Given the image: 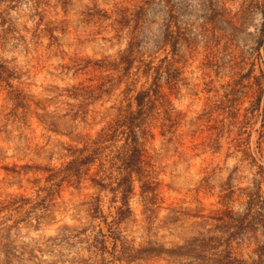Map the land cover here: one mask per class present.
<instances>
[{
  "label": "clouds",
  "instance_id": "1",
  "mask_svg": "<svg viewBox=\"0 0 264 264\" xmlns=\"http://www.w3.org/2000/svg\"><path fill=\"white\" fill-rule=\"evenodd\" d=\"M264 264V0H0V264Z\"/></svg>",
  "mask_w": 264,
  "mask_h": 264
},
{
  "label": "rangeland",
  "instance_id": "2",
  "mask_svg": "<svg viewBox=\"0 0 264 264\" xmlns=\"http://www.w3.org/2000/svg\"><path fill=\"white\" fill-rule=\"evenodd\" d=\"M213 236L201 235L197 238H193L192 243L187 247L186 250L182 252H177L178 258L188 259L190 261H195L197 264H218L221 259L222 253H218L216 249L219 246V240H213ZM225 255V254H222ZM230 259L226 257V260ZM228 264H231V259Z\"/></svg>",
  "mask_w": 264,
  "mask_h": 264
},
{
  "label": "trees",
  "instance_id": "3",
  "mask_svg": "<svg viewBox=\"0 0 264 264\" xmlns=\"http://www.w3.org/2000/svg\"><path fill=\"white\" fill-rule=\"evenodd\" d=\"M213 240L216 241V238L214 237ZM221 255V259L218 261V264H228L227 262H229L230 259L226 260V257H229L228 255ZM230 258V257H229Z\"/></svg>",
  "mask_w": 264,
  "mask_h": 264
}]
</instances>
